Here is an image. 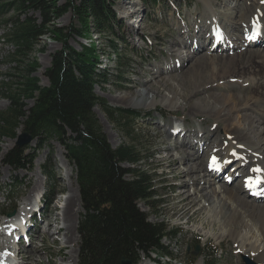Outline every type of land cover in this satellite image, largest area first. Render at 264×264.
Wrapping results in <instances>:
<instances>
[{
	"label": "rangeland",
	"instance_id": "rangeland-1",
	"mask_svg": "<svg viewBox=\"0 0 264 264\" xmlns=\"http://www.w3.org/2000/svg\"><path fill=\"white\" fill-rule=\"evenodd\" d=\"M146 1L147 2H145V0L116 1L118 2L116 4V9L122 10L123 14L130 10L133 13L138 11V13L142 12L143 18L140 25H138L135 19H131L132 21L129 19H121L122 23L124 22L127 31H117V33L119 37L121 34L124 36L126 44H121L124 47L123 53L127 52V54L130 55L129 67L125 68L126 70L119 74L114 62L111 61L108 63V59L104 57V59H102L104 65H101L100 68L103 69L111 66L112 73L115 76L110 78L109 85L97 87L95 91L96 94L104 99L108 106L113 109H131L147 113L149 116L142 118L136 123L134 126L135 134L130 136L131 134L129 135L127 133L126 128L117 122L110 121L104 111L100 108L97 107L95 109V113L98 116L108 143L113 149L130 145L135 141L139 150L146 154V160L141 165L142 169L150 173L157 171V185L161 187L158 191L163 198L159 199L158 202H153L150 206L146 203H140L139 209L148 215L151 223H164L167 224L170 229H178L181 231L177 240L164 241L163 243V246L168 249L173 257L174 262L171 264H191V259L188 257L187 251L189 248L191 250L194 249L199 239L202 240L203 246L204 244H208L222 249L221 255L217 258L214 257L215 253L212 250L203 255L202 260L205 264L207 262L214 264H244L243 257H247L251 261L259 264L254 253H251V255L250 253L247 255L243 253L244 250L241 249L238 242L235 243V238H221L225 231L223 230V221H219L215 218L216 215L210 211V207H207L204 213L200 216L193 217L189 223H186V221H188L187 219L179 220L175 217L174 214L182 208L181 199L178 197L181 189L179 186H181L182 181L178 179L175 180L171 160H168L170 156L174 157L172 159L177 160L179 157V152L177 151L169 153L168 148L170 145H178L179 142L185 141L184 146H186L187 150L190 151L195 146L197 149H200L199 155L203 156L209 149L208 145H205L206 139L210 136L209 131L215 132L220 138L223 136L225 137L224 130L229 123L224 121L221 122V120L217 121L214 113L208 114L205 111H200L195 114L191 111L193 107L192 104L198 99L206 98L210 95L209 93L224 95L227 98H231L234 94L227 92L220 93L215 89L205 92L203 91V93L201 92V94L197 95L192 94L193 89H195V85L189 78H192L196 72L193 73L189 71L197 65L198 59L204 58L205 55L208 57L222 56L224 58L225 56L226 58L229 56L232 58L234 55L240 53L242 49H236L231 52H217L215 51L213 39H209L208 41L199 44L200 51L197 54H195L194 50H191V40L188 42L187 48L183 47L182 43H185L189 38H194L195 41L198 42L202 35L203 37H205L204 34L206 35V33L202 34L197 31V21L199 20L198 14L205 9V3L202 0H160L155 6L150 5L149 0ZM209 1H211L210 7H212L213 11L217 13L229 12L234 13V16L237 15V10L225 7V5H222V0ZM64 3L65 1L61 2V5ZM242 5L244 7L246 6L244 1H239V6ZM72 21L73 14L69 13L60 20L56 21V26L58 28H65L68 27ZM118 23L120 24V22ZM132 24L137 27L134 28V25ZM225 26V32L232 30V27L228 25V22L225 23ZM240 30L236 33V38H245V36H243L242 28H240ZM2 33L3 31L0 32V38ZM257 33L258 31L255 32V35H257ZM252 35L253 34H251V36ZM92 36L93 38L91 40L95 41V43H93L91 50L86 51H88L93 58L99 60L97 46L100 50L104 47V45H106L107 39L104 38L100 40V37L95 34H92ZM177 41H180V43ZM3 43L4 42L0 41V85L1 82L5 81L7 75H12V66L10 64L11 61L8 59V54L13 49L11 46ZM82 43L83 41L79 42L77 38L70 41L71 47L78 51H81ZM84 43L87 46L91 44L90 40H86ZM231 43L233 42L231 41L230 44ZM225 46L226 44L224 43L223 47ZM259 46L247 47L246 44L243 45V47L247 50H264V44ZM41 49H44V52L41 53ZM60 50L61 45L53 41L50 36L47 35L42 38L41 42L36 47L35 53L32 55V57L35 58L39 64V68L35 76L40 80V84L43 87L49 86V81L45 74L51 66L52 56ZM112 59H114V57ZM181 59L184 60L181 61ZM204 71L205 70L200 71V76H198L200 77L198 81L202 84L208 82V79L205 76L206 74L202 73ZM183 81L186 82V86H182L186 102L188 101V103L192 104L182 109L179 105H176L172 109H167L160 103L156 107H141L139 109H134L127 106L121 98H118L120 96L135 94L144 88H160V86L166 84V82V86L160 88V95H168L169 85L171 87L176 84H182ZM222 82L224 81L220 79L218 83L220 84ZM240 82L252 83V81H248L247 79L241 80ZM6 96L7 94L0 90V112L7 111L10 107V102L5 99ZM236 96L243 98V95L241 94H237ZM157 100L159 101L160 98L158 97ZM25 105L26 107L31 108L32 102H28ZM251 112L254 113V111L250 110L247 111V114ZM160 113H164L166 116L169 115V117L162 120ZM239 117L236 118L239 120ZM21 123H19L20 129L16 133L18 136L22 135L23 132V126ZM179 124L184 126L183 131H185V135H172L171 128L174 127L175 129V126ZM196 134H200L201 137L195 139ZM227 140H229V137H227ZM227 143L228 142H226L225 146L228 145ZM4 145H8V148L5 153H2ZM15 145L16 140L11 138H4L0 140L1 187L5 189L12 185L14 188L13 194H6L0 190V214H3L5 211L11 210L13 206H16L17 209L11 217L19 216L20 218H24L25 216H30V214L21 215L24 212H27L23 209V203L25 202L24 199L29 191V188H27L25 183H27L29 177L31 176H35L36 179L42 181L43 184L39 194L44 191L45 196H43L44 198H39L38 200L41 201V204L36 203L35 206L34 200L37 196H39V194L36 193L34 195V199L30 203L31 209L33 210L35 206L34 209L37 213H35L33 224H26V228H29L30 231V238L29 240H21V243H19L17 247L18 252L13 253L14 250H16V247L14 249V246L11 244L13 235H10L9 232H7L8 227L6 226L11 222L8 221L10 218L8 216L0 215V223L6 224L3 228L6 232V236L0 240V257H2L0 258V264H25L27 262L22 260L21 255L26 258L27 253H32L34 251H38L35 252V254L39 258V261L37 259L39 263L35 262L34 264H74L75 256H77V264H79L82 249V235L79 230V226L85 212L82 205L76 167L71 165L64 158L65 150L61 145H59L56 141H48L40 146L36 142L33 143L30 154L35 158V160L32 166L27 170L15 171L3 164L5 156L15 148ZM235 163L238 164V162ZM235 163L232 164V167H234ZM123 167L125 169L134 168V166L131 165H124ZM45 168L51 171L49 178L45 177L43 174ZM184 169L185 168L180 165L178 166L176 173L183 172ZM221 169L222 163H220L219 167L211 170L212 174H216L221 171ZM231 170L232 169L230 167L229 171ZM228 177L229 180H227V186L230 190L235 189V186H240V184H242L241 181L244 178L242 176L231 178L230 174L226 173L222 180H225ZM218 187L219 185H214L212 190H216ZM76 190L79 193H77ZM189 191L191 194L193 193V190L190 188ZM69 194H76L70 196L72 199L74 198L72 202L74 203V213L75 215L77 214L75 219L77 218V220H75L76 223H74L73 219L66 222L65 225L71 224V233L68 235V238L63 232L59 234L56 233L58 227H62L60 220H58V222H52L53 226L50 229L52 233L51 238L47 235H45L44 238L39 237V230L45 231L48 228L49 220H47V217L51 219L57 218V214L59 212L57 209L59 208L60 203H65V200L67 199L66 197H68ZM247 198L248 202L253 201L251 196H248ZM45 199H47L46 205H44ZM50 201L51 205L49 204ZM24 205L26 206L28 203L25 202ZM199 205L198 207H201ZM260 205H264V203L262 202ZM39 210L41 212H39ZM30 212L33 213L34 210ZM44 217L46 219H44ZM215 219V228L211 225L206 228L203 227L204 223L211 224V220ZM181 221H184L185 223ZM76 225L77 227H75ZM72 226H74V228ZM0 229H2L1 225ZM17 236L18 234L16 237ZM77 236H79V239ZM65 242H68L67 245H64ZM33 243H35V246L32 247L34 248V251L33 249L32 251H26V249L32 246ZM245 248H248V250L250 249L247 247V243L245 244L244 249ZM10 253L14 254V256L12 255L11 261L8 259ZM19 254L21 255L19 256ZM202 254L203 250L199 255L195 256V258ZM154 258L155 257L148 258L146 256H141L139 264H168L162 261L160 263H156L154 262ZM199 263L200 261L197 264Z\"/></svg>",
	"mask_w": 264,
	"mask_h": 264
},
{
	"label": "trees",
	"instance_id": "trees-1",
	"mask_svg": "<svg viewBox=\"0 0 264 264\" xmlns=\"http://www.w3.org/2000/svg\"><path fill=\"white\" fill-rule=\"evenodd\" d=\"M61 1L0 0V32L3 31L0 41L13 49L8 54L12 75H7L0 85L10 102L9 109L0 112V140H17L22 122V134L32 137L39 146L56 141L64 148V158L77 169L85 212L79 226L82 235L79 264H123L124 261L139 264L141 256L152 258L153 255L154 260L172 263V255L163 243L177 240L181 231L164 223H151L148 215L139 209L140 203L150 206L163 198L158 191L161 187L157 185V171L150 173L142 169L146 154L135 141L113 149L95 109L104 111L110 121L126 128L130 136L135 134L136 123L149 114L109 107L95 89L109 85L115 75L110 70L97 71L99 60L86 51L92 47L78 52L70 45L72 39L87 38L92 30L97 32L107 39L102 52L110 53L117 72L123 73L129 67L130 55L123 53L122 44L117 43L126 44L124 37L116 35L121 24L113 3L63 0L65 3L61 5ZM159 1L149 0V4L155 6ZM69 13L73 14L72 23L58 28L56 21ZM47 35L61 45V50L52 56L45 74L49 86L43 87L35 76L39 64L32 55ZM28 102H32L31 108L26 107ZM30 151L31 145L16 144L3 164L15 171L27 170L35 160ZM124 165L134 168L125 169ZM43 174L49 178L51 171L45 168ZM1 185L0 167V190L14 193L12 185L5 189ZM16 209L13 206L3 216L13 214ZM201 245L199 239L195 248L187 252L193 264L211 250L216 258L222 253L206 245L203 254L194 258L196 247Z\"/></svg>",
	"mask_w": 264,
	"mask_h": 264
},
{
	"label": "bare ground",
	"instance_id": "bare-ground-1",
	"mask_svg": "<svg viewBox=\"0 0 264 264\" xmlns=\"http://www.w3.org/2000/svg\"><path fill=\"white\" fill-rule=\"evenodd\" d=\"M202 1L205 3V9L198 14L197 31L202 34L206 33V35L204 34L205 37L202 35L198 42L194 38H189L185 43H182L183 47L187 48L188 42L191 40V50H194L195 54H197L200 51L199 44L213 39L215 51L217 52H231L236 49H242V51L232 58L229 56L226 58L224 56L225 59L222 56L208 57L205 54L204 58H197V65L192 68L193 71H189L196 72L192 78H189L195 85L192 94L197 95L201 94V92L203 93V91L215 89L220 93L227 92L235 96L227 98L224 95L209 93L210 95L206 98L198 99L193 104L188 103V101L186 102L183 90L186 82L183 81L182 84H176L171 87L168 84V95H160V88L165 87L166 82L160 88H144L135 94L120 96L118 98H121L127 106L134 109L156 107L159 103L163 104L167 109H172L176 105H179L182 109L192 104L191 111L195 114L200 111H205L208 114L214 113L217 121L221 120V122L229 123L224 130L225 137L220 138L215 132L209 131L210 136L205 141V145H208L209 149L206 154L203 152V156L199 155L200 149H197L195 146L190 151L187 150L186 146H184L185 141L179 142L178 145L169 146V153L173 151L179 152L178 160L172 159L174 158L173 156H170L168 160H171L175 180L182 181L181 186H179L181 189L178 196L181 199L182 208L174 215L179 220L187 219L186 223H189L193 217L200 216L207 207H210V211L216 215L215 218L223 221L222 225L225 231L221 238H235V243L238 242L241 249L244 250L243 253L245 255L254 253L258 259V263L264 264V205H260L262 202H257L255 199L252 202H248L247 198L251 194L249 181L258 182L253 187L254 190L252 192L258 191L260 193L264 191V50H247L243 47L245 44L247 47L264 44V14H262L264 13V0H222V5L237 10L236 16H234V13L229 12L217 13L210 7L211 1ZM239 1H244L246 6H239ZM226 22L232 27V30L229 31L230 33L224 31ZM240 28H242L245 38H236V33L239 32ZM257 31L261 34L255 35ZM92 34H95L93 30ZM251 34L253 35L251 36ZM231 41L233 43L230 44ZM224 43L226 44L225 47H223ZM203 70L205 71L202 73L206 74L208 82L202 84L198 81L200 78L198 76H200V71ZM220 79L224 82L219 84ZM246 79L252 81V83L240 82ZM237 94L243 95V98L236 96ZM158 97L160 98L159 101L157 100ZM250 110L254 111V113L247 114V111ZM236 117H239V120ZM181 126L182 124L175 126V128ZM181 134L185 135V131L179 135ZM200 137V134L195 135V139ZM227 137H229V140H227ZM226 142H228L227 146H225ZM3 148L2 153H5L8 145H4ZM213 161H215V164ZM235 162H238V164ZM220 163H222L223 171L221 170L216 174H212L211 170L219 167ZM234 163L235 165L232 167ZM180 165L185 169L183 172L176 173ZM230 167L231 171H229ZM255 169H259L260 171H255ZM226 173H229L231 178H235L236 176L244 177L241 181L242 184L230 190L227 186L229 177L222 180ZM25 184L29 188L28 194L24 199L28 203L26 205L28 207L24 205L23 209L27 212H24L21 216L30 214L29 212L32 211L30 203L34 199V195L40 193L43 183L36 179L35 176H31ZM214 185H219L218 189L212 190ZM189 188L193 190L192 194ZM41 194L43 193L41 192ZM70 195L66 197L65 203H60L57 209L59 210L57 218L51 219L47 217V220H49L48 228L45 231L39 230V237L44 238L47 235L51 238L52 233L50 229L53 226L52 222L60 220L62 227H58L56 233L63 232L68 238V235L71 233V224H65L71 221V219H73L74 223L77 220V218L75 219L77 214L75 215L74 213V203L72 202L74 198H71L72 195L76 194ZM38 197H40V194ZM36 203L41 204V201L37 200ZM45 204L46 201L44 202ZM198 205L201 207H198ZM39 212L41 211L39 210ZM35 213L34 211L32 215L34 216ZM18 217H12L8 221L12 220L13 225L14 223L18 224V221L22 220ZM44 219L46 218L44 217ZM216 219L211 220V224L204 223L203 227L206 228L211 225L215 228ZM22 222L24 224L25 220ZM181 222L185 223L184 221ZM29 224L32 225L33 220L29 221ZM0 225L2 226V229H0L1 240V238L6 236V232L3 230L6 224L0 223ZM72 227L74 228V226ZM28 232H30L29 228ZM77 237L79 239V236ZM67 243L65 242L64 245H67ZM246 243L247 247L250 248L249 250L248 248L244 249ZM33 246H35V243L28 247L26 251H32V249L34 251ZM35 252L38 251L27 253L26 258L21 255L22 253L19 256L21 255L22 260L27 262L25 264H34L39 261ZM202 259L203 257L199 264H205ZM74 264H77V256L74 258Z\"/></svg>",
	"mask_w": 264,
	"mask_h": 264
},
{
	"label": "water",
	"instance_id": "water-1",
	"mask_svg": "<svg viewBox=\"0 0 264 264\" xmlns=\"http://www.w3.org/2000/svg\"><path fill=\"white\" fill-rule=\"evenodd\" d=\"M61 2H63V0ZM32 142H33L32 137L28 136L27 134H23L19 138L18 145L21 146V147H25V146H28L29 144H31ZM197 249H198V253H199L200 252V247H198ZM243 260H244V264H257L255 262L251 261L247 257H243ZM123 264H131V263L124 261Z\"/></svg>",
	"mask_w": 264,
	"mask_h": 264
},
{
	"label": "snow or ice",
	"instance_id": "snow-or-ice-1",
	"mask_svg": "<svg viewBox=\"0 0 264 264\" xmlns=\"http://www.w3.org/2000/svg\"><path fill=\"white\" fill-rule=\"evenodd\" d=\"M213 163L215 164V161H213ZM255 171H260V170L259 169H255ZM248 183H249V187L251 188V187H254L255 184L258 183V182L249 181Z\"/></svg>",
	"mask_w": 264,
	"mask_h": 264
}]
</instances>
